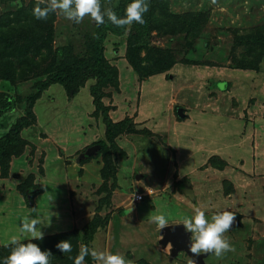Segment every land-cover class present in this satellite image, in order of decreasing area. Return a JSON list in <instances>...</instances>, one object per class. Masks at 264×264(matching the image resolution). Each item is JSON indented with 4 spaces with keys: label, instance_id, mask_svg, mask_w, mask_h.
<instances>
[{
    "label": "rangeland",
    "instance_id": "1",
    "mask_svg": "<svg viewBox=\"0 0 264 264\" xmlns=\"http://www.w3.org/2000/svg\"><path fill=\"white\" fill-rule=\"evenodd\" d=\"M129 1L100 0L101 11ZM48 2L0 0V45L8 47L0 53V107L20 98L0 115V139L20 127L19 141L0 144V246L11 245L13 236L25 241L20 222L37 208L46 222L51 216L50 226H39L44 237L72 245L50 261L71 257L74 264L86 246L120 254L127 264H187L172 256L173 244L170 257L161 250L168 249L167 226L159 230L152 217L172 212L168 222L184 228L197 210L209 219L230 211L235 220L224 236L234 250L221 258L182 250L187 262L264 264V59L259 71L229 67L259 51L264 57L261 47L250 56L247 48L264 42V0H148L145 22L117 32L107 16L99 26L87 15L75 23L59 9L36 19L33 9ZM98 48L103 68L94 71ZM172 61L175 67L141 80L154 62ZM56 73L71 74L72 86L47 84ZM105 114L146 134L115 137L125 152L113 154L115 179L104 175L109 166L100 174L101 156L91 158L95 142L105 138ZM26 186L34 192L28 202ZM137 203L140 210L130 213ZM87 226L92 232L84 234ZM84 264L99 262L86 256Z\"/></svg>",
    "mask_w": 264,
    "mask_h": 264
},
{
    "label": "clouds",
    "instance_id": "2",
    "mask_svg": "<svg viewBox=\"0 0 264 264\" xmlns=\"http://www.w3.org/2000/svg\"><path fill=\"white\" fill-rule=\"evenodd\" d=\"M40 3H44V0H40ZM58 9L66 18L75 23H80L87 15L99 26L105 23V16H107L112 24L123 27L131 25L134 21L143 24L145 22L143 17L149 10V3L148 0H131L126 6L124 16L118 17L111 9L102 12L100 0H50L44 7H40L38 3L33 9V15L36 19L43 20ZM33 213L35 215H32ZM50 218L51 216L48 218L50 222H46L43 213L39 212L37 208H30L19 226V232L26 242H21L16 236L11 237L13 247L6 257L0 259V264H50L51 251L42 250L37 243L33 242L43 239L44 232L39 226H50ZM152 220L159 230L171 225L162 214L152 217ZM234 220L235 214L230 211L217 213L209 219L203 211L197 210L195 215L185 218L182 224L184 229L191 233L189 252L197 256L202 253L214 254L217 258H221L224 253L233 251L234 249L229 240L225 238L224 233L231 228ZM55 246L62 253L72 251L69 240H61ZM86 256H91L99 264H127L125 257L120 254L97 251L86 246L82 247L74 258V264H84Z\"/></svg>",
    "mask_w": 264,
    "mask_h": 264
},
{
    "label": "trees",
    "instance_id": "3",
    "mask_svg": "<svg viewBox=\"0 0 264 264\" xmlns=\"http://www.w3.org/2000/svg\"><path fill=\"white\" fill-rule=\"evenodd\" d=\"M129 1V0H128ZM130 3V1L125 4V5H122V6H119L114 12L116 13V15L118 17L122 16L123 13H125V9H126V6ZM191 16V15H189ZM202 22H205V21H202ZM184 29H186L187 27L184 25L183 26ZM120 29H123V27H120L118 30H115V32L119 31ZM183 29V30H184ZM184 31H187V33L190 35L191 32L190 31V28L188 27L187 30H184ZM181 32V31H180ZM193 34V33H192ZM102 36V35H101ZM249 39H251L253 41V39H255V37H250ZM101 42V39L97 40V43L99 44ZM8 45L9 47L11 46V44H6ZM258 47H261L263 49V55H264V42L263 43H254L252 42V44H250V47H247V48H250L248 49V54L249 56L252 54V51L254 48ZM5 49H8V47H4L2 48V45H0V53L1 54H5L4 51ZM57 53L59 55H62L63 53V50L59 49L57 50ZM169 59V58H168ZM264 59V57H262V53L259 51V54L258 55H254L252 54L250 59L247 58V57H243L240 59V62H239V66H235V65H232L229 67H231L232 69H240V70H243V71H259V63L260 61H262ZM131 62V65L133 66L134 64H132V60L130 61ZM176 63L175 62H167V63H159V62H154L148 71H145V72H142V77H141V80H147L149 79L150 77L152 76H155V75H158V74H161L162 72L166 71V70H169L173 67H175ZM184 64H190V65H207V66H211V64H206V63H193V62H185ZM258 65V66H257ZM89 66V65H88ZM86 66V69L87 67ZM134 67L136 68V66L134 65ZM139 68V66H137ZM91 68V66L89 67ZM103 68V56H102V49L101 48H98L97 49V56H96V60L93 64V69L94 71H99ZM137 68V69H138ZM86 69L83 71L84 73L86 72ZM24 71L25 70H21V73L20 75L24 76ZM113 80H116V74L114 73V76H113ZM47 81V84H52V83H59L61 85H64V86H67V87H70L72 86L73 84V77L71 74H61V73H56L52 76H49L46 78ZM44 82H41L40 85H43ZM38 92V91H37ZM99 104L97 106H95V110H97V107H100L101 108V99L102 97L104 96L103 92H101L100 90V93H99ZM38 93L36 94V96L38 97ZM36 97V98H37ZM20 101V98L19 97H15V98H10L9 100V103L3 107H0V115L7 112L8 110H11L17 103H19ZM101 103V104H100ZM108 109V108H106ZM103 120L105 122V138L102 139V140H99L98 142H95V145L97 147V151L96 153L94 154V156H92L91 158L92 159H95V158H98L101 156V160H102V167L100 169V174H103L105 172V169L108 168L109 166V171L107 172V174H104L106 176H110L109 178H113L115 179V167H114V161H113V154H117L121 156L120 157H124L125 156V152L120 149L118 147V145L116 144L115 142V137L118 136V135H121V134H137V135H146L145 133H142V132H139L135 129V127H133L132 124L128 123V121L126 119L120 121V122H112L110 120V118L105 114L103 116ZM20 127L19 125H15L11 130H10V134L12 136H10L9 138L8 137H3L2 139H0V144H6L8 143V141H11V142H17L19 141L18 138L15 136V134H17V132L19 131ZM99 148V149H98ZM89 159H85V160H82L80 165L88 162ZM108 177H106V179H108ZM24 193V198L25 200L28 202L31 200V197L34 195V192H33V187L32 186H26L24 188V191H22ZM111 194V191H109V196L106 197V199L102 200L101 201V206L98 208V210H101L102 209V205H105L106 202H108L109 198H110V195ZM29 196V198H28ZM103 202V204H102ZM92 221V220H91ZM90 221V222H91ZM87 225V224H86ZM98 227L96 226V229L97 230ZM88 232H92V229L87 226V228L84 229L83 233L84 234H87ZM57 240V241H56ZM63 240L62 237H59V236H54V235H49V236H45L43 237L42 240H34L33 242L34 243H37L42 250H50L51 253H52V258H54V256L56 255V257H58L59 255V251L57 248H56V244L57 242ZM22 242H26V241H22ZM71 243V241H70ZM13 245H6V246H3L1 247L0 246V259H3L4 257H6L11 249H12ZM58 255V256H57ZM71 257L67 258V261L64 262L65 264H68L69 262H71ZM63 263V264H64ZM50 264H59V261H53V259L50 261ZM140 264H144V262H140Z\"/></svg>",
    "mask_w": 264,
    "mask_h": 264
},
{
    "label": "water",
    "instance_id": "4",
    "mask_svg": "<svg viewBox=\"0 0 264 264\" xmlns=\"http://www.w3.org/2000/svg\"><path fill=\"white\" fill-rule=\"evenodd\" d=\"M177 114L179 117L183 116V112L181 108L177 110ZM96 148H97L96 146H93L91 149L94 151ZM184 193L187 196H189V198H193V192L189 188V184L185 185ZM163 235H164V239L172 242V244L175 246V248H177V250H183L190 253L188 250V246L191 243V241L182 226L180 225L167 226L164 229Z\"/></svg>",
    "mask_w": 264,
    "mask_h": 264
},
{
    "label": "crops",
    "instance_id": "5",
    "mask_svg": "<svg viewBox=\"0 0 264 264\" xmlns=\"http://www.w3.org/2000/svg\"><path fill=\"white\" fill-rule=\"evenodd\" d=\"M137 176L140 177L141 174H137ZM140 178H141V177H140ZM155 187H156V186H155ZM155 187H153V188L155 189ZM148 189L153 190L152 187H149V188L146 189V191H147ZM147 192H149V191H147ZM141 193H142V192H141ZM143 194H144V193H143ZM138 204H140V203H137V204H135V205L129 206V207L127 208V210L130 211V213H131L132 209H133V211H134V209H135L134 207L138 206ZM141 208H142V207H141ZM137 210H140V207H139V206H138ZM133 211H132V212H133ZM171 213H172V212H169L168 215H165V217L168 218V219L171 218V216L173 215V214L171 215ZM175 221H176V220H175ZM172 225H174V223L171 224L170 226H172ZM176 225H178V224H176ZM180 226H181V225H180ZM164 244H165L164 247H167L168 249H163V248L161 249L160 247H159L158 249H161L163 252H166V255H168V256L170 257V256L172 255V253H170V254L168 253V254H167V251H166V250H170V249H172V248H171V247H172V245H171L172 242H170V241L167 242V241H166ZM173 250H175L176 253H177V254H173V255H172L176 260H178V261H184V258H185V262H186L187 264H189V263L187 262V260H189V258H186V257H185V255H184L185 253H184L182 250H177V248H176V249H173ZM191 256H193V255H191ZM188 257H190V255H188ZM186 259H187V260H186Z\"/></svg>",
    "mask_w": 264,
    "mask_h": 264
},
{
    "label": "built area",
    "instance_id": "6",
    "mask_svg": "<svg viewBox=\"0 0 264 264\" xmlns=\"http://www.w3.org/2000/svg\"><path fill=\"white\" fill-rule=\"evenodd\" d=\"M143 194L142 193H136V194H134V198H133V200L135 201V202H140L141 200H143Z\"/></svg>",
    "mask_w": 264,
    "mask_h": 264
}]
</instances>
